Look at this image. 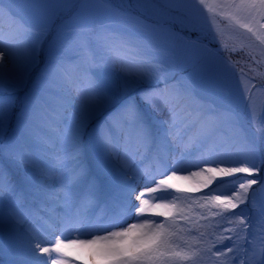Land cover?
Returning a JSON list of instances; mask_svg holds the SVG:
<instances>
[{
  "label": "snow or ice",
  "instance_id": "obj_1",
  "mask_svg": "<svg viewBox=\"0 0 264 264\" xmlns=\"http://www.w3.org/2000/svg\"><path fill=\"white\" fill-rule=\"evenodd\" d=\"M5 19V264H264V126L220 90L251 108L264 0H0ZM218 21L259 50H213Z\"/></svg>",
  "mask_w": 264,
  "mask_h": 264
},
{
  "label": "rangeland",
  "instance_id": "obj_2",
  "mask_svg": "<svg viewBox=\"0 0 264 264\" xmlns=\"http://www.w3.org/2000/svg\"><path fill=\"white\" fill-rule=\"evenodd\" d=\"M135 0H109V3L112 5L113 9H126L129 4L134 3ZM111 15V12L102 11L100 14V19H103L105 16ZM214 33H219V42L213 43L210 47L215 50L220 47L222 42L227 48H236L241 49L242 47L245 50L250 49L255 46L258 49V42L250 38L249 34L243 32L239 29H233L226 25V22L218 21L215 25L211 26L208 31V38L210 39ZM221 55H227V53H221ZM240 52L231 53V58L233 60L238 59ZM256 74L253 79V84L256 85L250 93L251 97V108L248 106L247 101H241L237 94L236 81L232 79H227L221 83L220 90L226 94L233 97L234 102L230 104V107L234 111V114L238 115L239 119L248 125L249 127H261L264 126V89H261L260 83L264 79V63L256 65ZM239 77L237 76L236 80ZM223 191V189H221ZM264 202V195L257 194V207L253 209L250 215L256 217L259 220L258 208L259 204ZM199 211L198 207L194 208V212ZM195 243V241H191ZM11 249V237L4 231H0V252L4 250ZM6 257H0V264H5ZM202 264H210L207 258L202 261Z\"/></svg>",
  "mask_w": 264,
  "mask_h": 264
},
{
  "label": "bare ground",
  "instance_id": "obj_3",
  "mask_svg": "<svg viewBox=\"0 0 264 264\" xmlns=\"http://www.w3.org/2000/svg\"><path fill=\"white\" fill-rule=\"evenodd\" d=\"M0 23H2L5 26V29L7 30V28H8V22H7V20L5 19L3 21H0Z\"/></svg>",
  "mask_w": 264,
  "mask_h": 264
}]
</instances>
